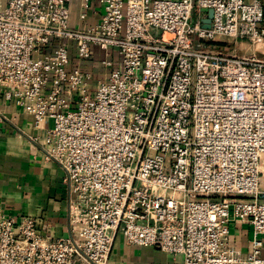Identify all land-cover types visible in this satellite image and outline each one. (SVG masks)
Wrapping results in <instances>:
<instances>
[{"label":"built area","instance_id":"2783aa9c","mask_svg":"<svg viewBox=\"0 0 264 264\" xmlns=\"http://www.w3.org/2000/svg\"><path fill=\"white\" fill-rule=\"evenodd\" d=\"M73 1L0 0V98L52 120L70 194L60 239L0 207V264H108L118 233L183 264H264V0H101L94 24L78 0L80 28Z\"/></svg>","mask_w":264,"mask_h":264},{"label":"crops","instance_id":"0c3cea01","mask_svg":"<svg viewBox=\"0 0 264 264\" xmlns=\"http://www.w3.org/2000/svg\"><path fill=\"white\" fill-rule=\"evenodd\" d=\"M71 12L72 26L86 25L80 20L78 0L71 3ZM102 13L101 0H94L88 23H97ZM86 65L96 74L101 71L91 60ZM52 124L47 119L36 127L31 114L15 102L0 98V207L18 217L35 216L42 233L60 239L70 235V194L64 182V169L47 157L42 146ZM230 231L232 244L248 251L253 238L251 225L238 220L231 224ZM77 263L87 264L81 257ZM108 264H183V257L152 246L128 244L125 236L118 233Z\"/></svg>","mask_w":264,"mask_h":264},{"label":"rangeland","instance_id":"374dc122","mask_svg":"<svg viewBox=\"0 0 264 264\" xmlns=\"http://www.w3.org/2000/svg\"><path fill=\"white\" fill-rule=\"evenodd\" d=\"M218 41L224 42L226 46L230 49V52L239 55H249L253 53L254 46L247 41L236 40L234 38H228L226 36H221Z\"/></svg>","mask_w":264,"mask_h":264},{"label":"water","instance_id":"95a60500","mask_svg":"<svg viewBox=\"0 0 264 264\" xmlns=\"http://www.w3.org/2000/svg\"><path fill=\"white\" fill-rule=\"evenodd\" d=\"M204 11L208 12V18L204 20V26L209 28L211 26V20L214 15V10L204 9Z\"/></svg>","mask_w":264,"mask_h":264}]
</instances>
